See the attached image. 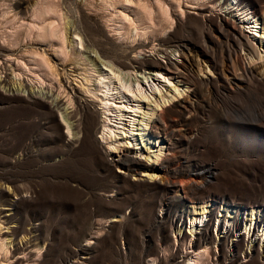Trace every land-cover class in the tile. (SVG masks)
Returning a JSON list of instances; mask_svg holds the SVG:
<instances>
[{
  "label": "rangeland",
  "instance_id": "obj_1",
  "mask_svg": "<svg viewBox=\"0 0 264 264\" xmlns=\"http://www.w3.org/2000/svg\"><path fill=\"white\" fill-rule=\"evenodd\" d=\"M231 1L0 0V80L10 83L0 87V209L11 216H0V264H187L203 248L198 264H264L262 239L244 233L251 208L264 215V73L243 89L223 78L234 51L246 57L233 44L237 17L221 9ZM235 1L261 17L264 0ZM101 51L98 60L127 85L137 75L150 80L151 61L180 59L190 113L164 132L158 126L143 155H134L140 141L131 139L132 153L102 142L100 122L92 137L73 140L67 113L90 116L80 98L102 117L99 101L82 91L96 92ZM169 77L150 80L151 89L142 80L146 104L175 94L181 84ZM148 109L142 104L138 119ZM160 147L156 165L147 158ZM125 157L152 167L157 180L144 167L123 173L106 164ZM203 202L209 220L190 234L189 208ZM8 237L14 246L5 247Z\"/></svg>",
  "mask_w": 264,
  "mask_h": 264
},
{
  "label": "bare ground",
  "instance_id": "obj_2",
  "mask_svg": "<svg viewBox=\"0 0 264 264\" xmlns=\"http://www.w3.org/2000/svg\"><path fill=\"white\" fill-rule=\"evenodd\" d=\"M21 1L22 0H19V3H21ZM235 3L236 1L232 0L230 3H228L225 7L221 9L224 14H227V15L229 14V16L231 17H237V20H235V24L240 25L241 27L236 26V27H239L238 29L239 37H237L236 39L233 38L234 39L233 44L236 46L238 50H243L244 52L243 54L246 57L244 58L240 54H238L236 51H234L236 62H232L231 64L232 69L229 71L228 73L229 75H226L223 78L227 83H231V81L233 83H236V81H239V83H237L236 85L234 84V85L237 89L238 88L243 89L245 86L243 83H246L247 80L260 79L263 77L262 74L264 73V32L262 33V35H260V30L262 29L264 30V9L262 10L261 17H259L258 15H254L253 12L249 11V9L247 8L235 7L236 6ZM234 11H236L235 15H234ZM86 49L87 48H84V51H87ZM100 53L101 54L99 55V57L97 56L95 57V60L97 58V61H100L98 60V58L105 55L102 51ZM165 58L167 59L166 65H162L156 61H151L149 63L151 67L155 68V71H150L147 73L150 76L149 79L151 80V82H154V80L162 82V80L160 81V79H165V75H169L171 76L169 78L176 79L177 83L181 84V85H177L180 87V89L177 88V86L176 87L174 86V91H176L175 94L171 93L169 97L167 96L164 97L165 95L162 96L161 94L160 99L162 100L156 99L155 97V103L153 105L150 103L149 104L145 103L147 96H148L145 93V91H147L146 84L151 89V86L149 85L150 80H148V77H142V76L137 75L136 76L137 80H135L133 84L130 83L131 85H127L126 83H123L118 78L117 73H116V71L118 72V68L115 69L113 68L111 64H107L105 61L104 62L100 61L105 66V68H103V72L105 73L98 75L99 79L97 80V83L95 84L97 87V89H95L96 92L92 93L91 91H89L88 88L82 91H84L85 93L86 92L91 93L93 97L99 101L100 103L99 108L102 111V117H101L102 121H100L101 119L100 116H99V119L97 116L98 115L97 112L99 109H97V111L90 110L89 104H86V103L81 104L82 103L81 98L80 99L78 98L79 99L77 102L78 105L80 107L85 108L87 111H89L90 116H88L85 113V115H83V119L78 120L75 118L74 116L75 114L73 111H70L67 113V116L65 117V119L68 122V124H70L71 129L75 130L73 134L77 132H83L85 136L92 137V131L95 128V125H97V122L98 123L100 122L103 127L101 138H100L102 142L104 141L109 146L111 145L114 146L113 149H115L118 153L121 151L122 146H125V151L129 152L131 150L130 153H132L133 147L135 146L138 147V144H135L134 146V144L132 143V140L135 142L140 141L139 146L141 145L140 147L141 151L135 152L134 155L136 153H140V155H143L144 145L146 146L147 142L152 140V136L160 137L161 132H164L165 129L171 126L173 122H176L180 118H182L184 113L185 114L190 113L189 110L191 108V103L188 102V95H186L187 91L186 92L184 91V86L187 85L186 78L182 74V72H180V69L178 66L180 64L179 63L180 59L176 61L166 55H165ZM181 58L184 59L185 55L182 54ZM115 63L119 64L120 67L122 68H126L130 64H135L136 61H131V63L129 64L120 63L117 61H115ZM236 64H238L239 68L243 71L244 77L242 76L240 77L236 74L235 72L236 66H237ZM199 69L200 67L198 68V70ZM132 73H134V71ZM138 78H139V81H138ZM144 79H146V82H145L146 84L142 82V80ZM84 80L85 82H87L89 78L84 77ZM198 80L200 83L207 85L211 81V78L206 76L203 78L202 77L198 78ZM8 82L5 79H1L0 87H5V86L10 87V83ZM19 86L24 87V84L20 83ZM187 88L189 87H186V89ZM154 94L155 93L153 92V95ZM174 98L177 99V103L173 104V106H170L172 104L170 102ZM142 104L147 105L149 109L143 116L141 115V118L139 116V119H138V113H140L139 111L142 107ZM51 105L53 107L56 106L57 108L56 100L53 99ZM158 111H160V113ZM244 118H248V115L245 116ZM81 125L83 128H80ZM160 125L163 126L164 130H161V132H157L159 130L158 126ZM73 140L75 142L79 141L78 136H76V134L74 135ZM97 142H98V139H97ZM100 143L101 142L99 140V144ZM115 144L117 146H115ZM159 151L160 152H158L157 150H154L150 152L153 156L150 154L148 155L149 158L147 159H150V157L153 158L152 162L157 165L160 162V158L162 157L161 147ZM133 158L128 159L127 157H125L121 161L112 160L111 163L107 160L108 162L106 164L108 167H110L111 165L122 166L125 170L123 171V173L130 172L131 170H135L136 168H139V167H144L146 169L143 171L144 175L149 176V178H151L153 181L157 180L158 175L154 173V170L152 167L151 169H149L150 167L149 165H144L140 163V161L133 159ZM151 172L153 173L150 174ZM4 193H5L4 189L0 187V195L2 196L4 195ZM5 203L6 202L2 201L0 197V205L4 206ZM210 205L211 204H208V202L206 203L203 202L202 204L192 205L189 208L190 230L188 232H190V234L191 233L192 234L194 233V235L201 234L199 231L197 232V229L198 227L205 226V223L207 222L206 220H209V215L211 211ZM5 206H8L7 208H11L9 206H13V204H7ZM223 209L227 213H230V209L228 207H222L221 211ZM261 213L262 211L260 209L251 208L250 212L247 213L246 220L248 223H246L245 225L244 233H246L248 237L251 236V238L255 233L256 238L262 239L264 243V222L262 221L263 223H261L262 217L264 220V215H262ZM0 216L8 220L11 218L10 214L8 215V213L1 211V209H0ZM222 217H224V214L219 213L218 218L222 219ZM115 220L116 219H113L112 221H115ZM227 222H228L227 223L228 225L229 221ZM229 226L231 225H228V227ZM11 233L13 235L16 232L12 230ZM179 233H181V235L183 234L181 228L178 230V234ZM218 237L222 238L223 235L218 234ZM5 240H6L5 247H7L6 243L9 246H14L13 245L14 243L12 242L13 241L12 237H8ZM253 241L251 242V245H250L252 248L254 247ZM27 243L28 242L25 243L26 247H27ZM25 246H23V248L16 247L15 249L16 250L20 249V252H22L24 251ZM203 251L204 252L206 251L205 248L200 249L198 252H196L195 257L190 258L187 264H198L199 259L201 258V253ZM250 255L253 256V254L251 253ZM250 259L253 260L254 257Z\"/></svg>",
  "mask_w": 264,
  "mask_h": 264
}]
</instances>
